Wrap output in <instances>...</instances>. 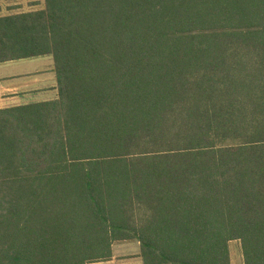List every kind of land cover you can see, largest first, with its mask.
<instances>
[{"label":"trees","instance_id":"1","mask_svg":"<svg viewBox=\"0 0 264 264\" xmlns=\"http://www.w3.org/2000/svg\"><path fill=\"white\" fill-rule=\"evenodd\" d=\"M58 97L0 109V264H264V0H45L0 64Z\"/></svg>","mask_w":264,"mask_h":264},{"label":"crops","instance_id":"2","mask_svg":"<svg viewBox=\"0 0 264 264\" xmlns=\"http://www.w3.org/2000/svg\"><path fill=\"white\" fill-rule=\"evenodd\" d=\"M41 59L42 58L29 59V61H39ZM23 61H28V60H23ZM16 62H21V61L0 64V109L22 105V104L14 105L11 103H6L14 100H20L22 97L26 96V95L20 97L14 96L20 93V92L18 93L16 92L19 89H23V92H34L35 93L34 95H40L42 97L46 96L47 94H52V98L50 99L47 98L41 100L37 98V100H35L33 98L32 100L33 102L50 101L58 97L57 80L55 73H52V76L54 74V77L52 79L44 78L43 75L42 76L35 75L34 79L32 80L26 79L20 81L22 79L20 73H15L14 70H12L11 72L6 71V68H10ZM47 84H49L54 89L53 92H45V91L38 92V91L48 90ZM6 92H8L9 94H6ZM232 244L233 242L230 243V254H231L232 264H238V263L244 264V261L242 260L243 258L242 250L240 249L239 246L234 247ZM92 264H144L143 259L141 257L140 243L137 241L115 243L112 247V257L110 259Z\"/></svg>","mask_w":264,"mask_h":264},{"label":"rangeland","instance_id":"3","mask_svg":"<svg viewBox=\"0 0 264 264\" xmlns=\"http://www.w3.org/2000/svg\"><path fill=\"white\" fill-rule=\"evenodd\" d=\"M44 8H45V0H0V17H5L8 15H16L20 13H27V12H32V11H38ZM39 58H42V59L39 61H29L28 60V61L16 62L10 68H6V71L11 72L12 70H14L15 73H20L22 77L20 81H23L26 79L32 80L34 79L35 75H40V76L43 75L44 78L52 79L54 77V74L52 76V73H54L53 59L51 57H39ZM34 59H37V58H34ZM47 86H48V90H43V91H38V92H44V91L53 92L54 89L49 84H47ZM16 92L17 93L20 92V93L14 96H17V97L24 96V95L26 96L22 97L20 100H14L11 102H6V103L19 105V104L33 103L32 101L33 98L35 100H37V98L41 100L52 98V94H47L46 96L42 97L40 95H34L35 94L34 92H23V89H19ZM6 94H9V93L6 92ZM234 243H237V244H234ZM232 245L234 247L239 246L241 249L239 242L234 241Z\"/></svg>","mask_w":264,"mask_h":264}]
</instances>
